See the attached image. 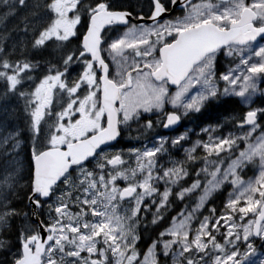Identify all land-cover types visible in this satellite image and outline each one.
Segmentation results:
<instances>
[{
	"label": "snow or ice",
	"instance_id": "1",
	"mask_svg": "<svg viewBox=\"0 0 264 264\" xmlns=\"http://www.w3.org/2000/svg\"><path fill=\"white\" fill-rule=\"evenodd\" d=\"M0 2L10 13L30 9L23 20L26 39L7 50L0 46V102L23 100L33 139L41 138L39 148L33 144L24 195L33 215L46 208V220L20 229V248L10 264H159L158 246L165 257L171 254L172 264H264V127L258 123L264 109L250 108L236 120L237 132L217 134L221 124L201 128L207 140L188 147L184 132L158 136L151 146L111 150V142L118 143L131 123L139 124L142 113L162 111L166 103L173 110L164 114V128L222 97L247 103L257 80L264 79V0H152L151 23L132 22L133 12L111 0ZM176 7L182 15L163 19ZM137 17L143 21L144 13ZM78 32V46L57 63L44 58L50 44ZM128 50L139 59L129 63ZM104 52L116 65L114 75ZM221 55L233 57V66L218 72ZM143 127L151 129L153 121L145 120ZM18 136L9 133L0 143L11 140L16 147ZM169 141L183 148L184 159L162 160ZM221 153L229 154L225 169ZM197 159L203 161L197 177L206 176L197 202L173 217L138 261V226L149 212L152 223L162 218L173 187L188 176L187 163ZM249 165L257 173L245 179ZM21 179L19 165L0 176V230L21 215L11 202ZM226 183L231 191L221 209L213 205L198 217ZM199 187L197 178L175 195L183 199ZM7 244L0 239V248Z\"/></svg>",
	"mask_w": 264,
	"mask_h": 264
},
{
	"label": "rangeland",
	"instance_id": "2",
	"mask_svg": "<svg viewBox=\"0 0 264 264\" xmlns=\"http://www.w3.org/2000/svg\"><path fill=\"white\" fill-rule=\"evenodd\" d=\"M26 39L25 35L23 38L19 39L18 37L15 38L14 41H11L10 43V48L14 45V44H18L20 41ZM3 42V41H2ZM233 60L234 58L233 57H225L223 55H221L220 57H218V62H217V65L216 67L218 66V63L219 61H221V66H222V70H226L227 68L229 67H232L233 66ZM221 86L222 83H221ZM231 97H235V98H238L247 108H262L264 109V105L262 106H259L258 105V100L259 98H264V79H260V80H257V91H255L252 96L250 97V100L245 103L243 101V99L239 96H231ZM225 98V97H224ZM4 106H2L3 108ZM14 107L13 106H8L6 107V121L9 120L10 118H12V109ZM166 108H171L173 110V106L171 104H165L164 106V109L161 111V110H153V112L151 113H142V117L145 115V116H157V117H160L166 110ZM202 111V110H201ZM193 113H189L187 116H182L184 118V120L186 121H189V118L190 116L192 115ZM195 114H198V113H195ZM236 120L238 119H235L234 122H232V119L229 120V124H226V122H221L219 124L223 125L222 128H219L217 129V134L219 133H227V132H237L238 129H237V125H236ZM262 127H264V120L262 121V124H261ZM208 126H205V127H198L195 129V132H193L189 126H185L184 130L181 132V133H184V132H187V140H188V143L184 145V147H188L189 145H191L195 140L197 139H203V140H207V135L203 132H201V128H206ZM261 129H257V132L254 133L253 135H257L259 134V131ZM192 134H193V137H192ZM9 143L11 144V140L9 141ZM183 143V142H182ZM41 144V142H40ZM4 147H8L9 145H5L3 144ZM241 147H243V143H241ZM38 148V147H37ZM165 148L167 150L166 153L162 154V160L164 161H167L169 159V156H171L169 153L171 152L172 155H174L177 151L180 150V155L178 157L180 158H183L185 157V153H184V150L183 148H180L179 146H172L170 144V141L169 143L165 144ZM20 151V147L16 146L14 147L13 149L11 148V145L9 146V148L7 149V151L5 152V155L4 157L7 158L6 160V164H7V168L6 166H2V169L5 170L7 172H11L13 169H15L17 167V165H19V171H20V175L22 177V179L20 180L19 182V186L15 189V195L12 197V201H13V204L14 202L18 201L19 199H21V194L19 193V187H24L26 185V182L24 181V177H25V173H26V169H25V165L22 164V160H23V156H18V153ZM196 155L198 157H202L204 155L202 149H197V153ZM231 155H234V153H232ZM175 159V158H174ZM212 159H215V157H212ZM220 159L222 161L221 163V168L222 169H225L227 168V165L228 163L230 162V158H229V154H225V153H221L220 154ZM134 163V161H132ZM187 167H188V176H189V173H190V170H192L193 168L197 167V170L200 169L201 167H203V161L202 159H197L195 161H189L187 163ZM5 171V172H6ZM257 173V170L255 168V166H253V173H252V176H254L255 174ZM3 176V175H2ZM188 176L184 177L181 181L185 180L188 178ZM199 178L200 179V187L197 188V189H193L191 192H188L185 194L184 198L183 199H180V201H184L185 204H184V210L182 212H185L187 213V211H190L193 207V205L197 202L198 200V197L199 195L201 194L202 190H203V187L205 185V182H206V176L204 173H200L199 177H196V179ZM207 179H210V177H207ZM192 183V182H191ZM191 185V184H190ZM161 191L163 190V185L161 184ZM225 187H228V191L227 193H229L231 191V185L230 184H225L221 189H218L216 192L213 193V195L209 198V200H211L213 197H215V195L219 192H221ZM175 187H173L174 189ZM171 196V195H170ZM170 199V197H169ZM208 200V201H209ZM208 201L205 203V206L200 209V212L197 213V216L200 215L203 210L205 209ZM226 201V200H225ZM224 201V202H225ZM224 204V203H223ZM15 205V204H14ZM73 210L75 211L76 209L73 208ZM119 211H123V208L121 207L120 209H118ZM155 209H153L154 211ZM45 212H46V209H45ZM151 215L152 217V213L149 212L147 214L148 215ZM46 217V215H45ZM180 217L178 216L177 219H179ZM195 221L193 222V226H195ZM31 226L33 228V226L31 225V223L29 221H27L25 223V226ZM24 226V227H25ZM139 230V226H138V229L137 231ZM138 234H139V231H138ZM167 238V237H165ZM218 239H219V235H218ZM256 245H261V241L260 239L256 240ZM138 244V242H137ZM137 246V245H136ZM9 251L11 253H14L15 251L13 250V248H8V246L6 248L3 249V254L5 255V252L4 251ZM241 250H243V245H241ZM138 251V250H137ZM139 252V251H138ZM147 252V251H146ZM145 252V253H146ZM145 255V254H144ZM144 255L143 256H138V261L140 262H143V258H144ZM6 256V255H5ZM110 256V260L112 261L113 258ZM157 257H158V260H159V264H172V258H171V254H169V256L165 257L164 255L161 254L160 251L157 250ZM4 260L1 259V263H3Z\"/></svg>",
	"mask_w": 264,
	"mask_h": 264
},
{
	"label": "trees",
	"instance_id": "3",
	"mask_svg": "<svg viewBox=\"0 0 264 264\" xmlns=\"http://www.w3.org/2000/svg\"><path fill=\"white\" fill-rule=\"evenodd\" d=\"M246 109L243 106V104L235 98H226V99H220L219 101L213 102L211 105L207 106L202 113L198 116L197 123L203 124H209V123H217L223 121L225 118L233 117V116H242L245 113ZM149 136H144V139ZM28 185V184H27ZM27 191L22 193V198L18 200L17 208L20 210L21 215L17 218H15L11 222V226L7 228L6 230H1L0 236L2 239H5L8 241V248L18 249L20 246V241L18 239L20 229L23 228L24 218L23 213L30 214V208L28 206V201L25 198V193ZM174 192L172 195L171 201L176 203L177 202V196ZM211 206H215L217 210L219 211L222 207V197L216 196L214 200L210 203ZM172 210V209H171ZM169 210L168 212H164L162 219L158 223H152L151 220H145L140 225V246L141 248H145L149 245H151L152 241L158 238L159 232L163 231L169 224V221L177 214V208L174 210ZM3 249L0 248V264H10V259L12 258L13 253L9 251H4L5 255L3 254ZM1 259L4 260L3 263H1Z\"/></svg>",
	"mask_w": 264,
	"mask_h": 264
},
{
	"label": "flooded vegetation",
	"instance_id": "4",
	"mask_svg": "<svg viewBox=\"0 0 264 264\" xmlns=\"http://www.w3.org/2000/svg\"><path fill=\"white\" fill-rule=\"evenodd\" d=\"M114 1H121V0H114ZM122 1H124L126 3L125 9L133 12V17L135 19L138 20L137 14L140 13V12H143L144 13V17L148 18V14H149V11H150V6H151L152 0H122ZM180 2L182 3L183 0H180ZM198 2H199V0H192V3H198ZM173 10H174V8L169 13V16L166 17V19H169L172 16H178V15H182L183 14L181 8H179V7H176V9L174 11ZM123 30H124L123 28H120L117 31L118 32H122ZM115 34L116 33H113V32H109L108 33L109 36H114ZM262 42H264V41H262ZM141 47H143V46H141ZM128 53L130 55L129 63L131 62V58L139 59L137 57L132 56L131 50H128ZM103 54L105 55L106 61L109 63V67H110V70H111V75H114L115 71H116V65L111 62V57L108 56L106 52H104ZM74 74H75V72H73V75ZM109 259H110V256H109Z\"/></svg>",
	"mask_w": 264,
	"mask_h": 264
},
{
	"label": "water",
	"instance_id": "5",
	"mask_svg": "<svg viewBox=\"0 0 264 264\" xmlns=\"http://www.w3.org/2000/svg\"><path fill=\"white\" fill-rule=\"evenodd\" d=\"M176 126H177V125L171 126L170 128H165V130H167V131H171V130H173ZM30 205H31V204H30ZM31 206H32V205H31ZM36 211L38 212V209H36ZM32 213H33V206H32ZM33 218H34V220H35L36 222H38V220H40L39 217H38V215H33Z\"/></svg>",
	"mask_w": 264,
	"mask_h": 264
}]
</instances>
